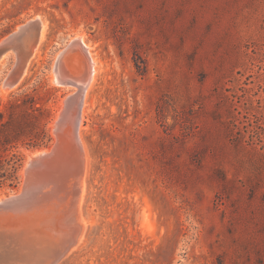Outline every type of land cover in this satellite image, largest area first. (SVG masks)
Masks as SVG:
<instances>
[{
	"label": "rangeland",
	"instance_id": "374dc122",
	"mask_svg": "<svg viewBox=\"0 0 264 264\" xmlns=\"http://www.w3.org/2000/svg\"><path fill=\"white\" fill-rule=\"evenodd\" d=\"M36 17L45 37L7 92L6 59L0 110L35 97L51 142L20 148V184L0 198L57 143L72 91L53 68L83 35L99 74L82 110L83 170L71 169L79 193L60 185V225L80 236L62 264H264V0H0V41Z\"/></svg>",
	"mask_w": 264,
	"mask_h": 264
},
{
	"label": "water",
	"instance_id": "95a60500",
	"mask_svg": "<svg viewBox=\"0 0 264 264\" xmlns=\"http://www.w3.org/2000/svg\"><path fill=\"white\" fill-rule=\"evenodd\" d=\"M45 26V20L41 17H36L21 25L19 29L0 41V60L5 57H13L15 60L13 67L9 69L5 76L3 84L7 83L10 87L14 88L23 79L39 44ZM75 46L79 48L82 57L77 56V51L74 49ZM59 55H61L60 61L63 66L60 70L62 84L81 89L82 86L86 85L85 83L90 77V72L87 68L89 67L88 63L91 58L86 47L79 39L74 38ZM68 60H73V65L76 64L77 67L81 62L84 65L83 70L70 69ZM71 98L70 96L67 97L65 105H67V102L71 101ZM82 100L83 98L79 105V112L73 130L70 132L71 136L73 135V140L77 149L81 152V155H83V148L79 139V126ZM64 113L54 122L53 131L61 135L59 142L52 145H55L54 147H56L57 144L60 147V145L64 143L63 136L67 135V132L63 131V126L65 124ZM51 155L53 156L54 152L52 154H43L39 156L38 159H45L47 161L50 159ZM32 158L33 160L37 159V157ZM32 163V161H27L26 163L27 166L24 168V183L21 190L8 197L0 198V264H51L57 256V253L43 255L45 250H39L38 243L46 242L49 238L46 234L47 232L44 233L42 231V234L36 233L35 229H39L38 227L42 229V224L36 225V222L33 220L31 222H24V220L17 217L18 212L25 210V208L29 207L31 204L28 201L29 193H31L32 189L31 173L33 169H35ZM28 209L32 213L33 208ZM56 252L59 251L57 250Z\"/></svg>",
	"mask_w": 264,
	"mask_h": 264
},
{
	"label": "bare ground",
	"instance_id": "6f19581e",
	"mask_svg": "<svg viewBox=\"0 0 264 264\" xmlns=\"http://www.w3.org/2000/svg\"><path fill=\"white\" fill-rule=\"evenodd\" d=\"M46 27L47 26H45V28L42 31L41 39L39 41V44H38L36 50L38 49V47L40 46V44L42 43V41L45 37ZM17 29H19V27ZM76 39H79V41L81 43H83V45L86 47V49L90 55V58H91V60L88 63L89 67L87 68V70H89V72H90L89 80L85 83L86 85L82 86L81 89L77 88V87L66 86V85L62 84V77L60 74V70H61V68H63V66H62L61 61H60L61 55L57 56L56 61H55V65L53 68L54 75L52 76V82L54 83V85H57V86L61 87L62 89L72 91V94L69 95L70 97H72L71 101L67 102V105H65L67 98L65 100H63L64 103L61 102V106H62V108L60 110L61 112L58 114V118H59L61 116V114L65 112L63 114L64 121H65V124L63 126V128H64L63 131L67 132V135L63 136L64 143L62 145H60V147L57 144L56 147H53L51 149L54 152V155L53 156L51 155L49 160L46 161L45 159H43V160L40 158L38 159V157L42 156L43 154H52L53 152L50 149L37 150L32 154V156H30L28 162L32 161L33 162L32 163L33 168H35V169H33V172L31 173L32 189H31V193H29V200H28L31 204L29 207L25 208V210H22L21 212H18V214H17V217L21 218V220H24V222H26V221L31 222L33 220L34 222H36L35 223L36 225L42 224V229H41V227H38L39 229H35V231H36V233H41V234L43 232L44 233L47 232L46 234L49 238L47 239L46 242H41L40 244L38 243V247L40 248L39 250H45L44 251L45 253L43 255H45V254L52 255L53 253L54 254L57 253L56 258L51 262V264L52 263L53 264H62L65 261V259L70 255L69 252L73 249V247L79 241L78 239L80 236L77 238L76 237L72 238L66 232L68 230L65 231L62 228L64 226L61 227V225H60V223L62 222V220H61L62 214L67 213V212L63 213V209H64L65 204H66V202H64V201L68 199V198H66L65 200L63 199V197H65V196L63 195V192L60 189V185L62 184L63 187L65 186V189H66V185H72L71 181L74 178V177L72 178V176H71L72 166L74 169L76 165H79L80 171L83 170V169H81V167L83 166L82 162H81V160L83 159L82 158L83 155H81V152H79V150L77 149L76 144L73 140V135L71 136L70 132H71V130H73L75 120L78 116L79 105H80L81 99L83 98V100H82V110H83L84 99H85V96L87 94V91L92 86V84L96 81L97 76L99 74V64H98V61H97L95 55L93 56V54H92V50H93L92 46L86 41V39L83 35L76 37ZM74 49L77 51L76 52L77 56H81V53L79 52L80 51L79 48L77 46H75ZM36 50H35V52H36ZM34 55H35V53H34ZM34 55H33V57H34ZM6 59H7V57L0 60V71H1L2 67L7 63ZM72 61L73 60H71V61L68 60V64H70L72 66L71 67L69 65L70 69L73 68L74 70H76V69L81 70V71L83 70L84 65L81 62L79 63V66L77 67L76 64L73 65ZM26 72H25V74H26ZM21 81L19 82V84L21 83ZM81 82H85V81H81ZM3 87H4L3 90L5 92L9 91L10 89L16 88V87H14V88L10 87L7 83L3 84ZM83 87H84V89H83ZM82 110H81V117H80V125H81V119H82ZM54 135H55V139L57 138V143H58L60 138H61V135H58V132H57V134L54 133ZM79 139H80V143L82 146L83 141H82V138L80 137V126H79ZM83 150H85V149H83ZM32 157H37V159L33 160ZM85 159H86V157H85ZM74 161H77V164L76 163L73 164ZM80 162H81V164H80ZM77 168H75V170ZM77 170H79V169H77ZM43 171H44V173H42ZM75 173H77V172L75 171ZM67 175H69V177H67ZM76 175H79V174H76ZM64 179H65V182H63ZM61 181L63 183H61ZM82 183L84 184V182H82ZM73 185L69 188V190H71L72 192H76V194L78 195L79 192L77 193V191H79V190L75 189L77 187L73 186ZM68 193H67L66 197L69 196V199H71V195L75 194V193H73V194H71V193L68 194ZM73 199L74 198H72V200ZM28 208H33L32 213L29 211ZM76 208H77V206H76ZM80 216H81V214H80ZM60 220H61V222H60ZM73 220H75V219H73ZM67 221H69V220H67ZM74 224L75 223H73V225ZM75 226H77V225L75 224ZM78 227H76L75 229H77ZM68 229H69V227H68ZM81 229H84V228H81ZM43 244H45V245H43ZM57 250L59 252H56Z\"/></svg>",
	"mask_w": 264,
	"mask_h": 264
},
{
	"label": "trees",
	"instance_id": "16d2710c",
	"mask_svg": "<svg viewBox=\"0 0 264 264\" xmlns=\"http://www.w3.org/2000/svg\"><path fill=\"white\" fill-rule=\"evenodd\" d=\"M50 117L49 110L28 94L12 98L0 110V190H15L20 184V148L49 145Z\"/></svg>",
	"mask_w": 264,
	"mask_h": 264
}]
</instances>
